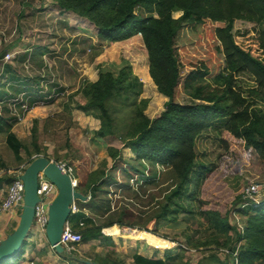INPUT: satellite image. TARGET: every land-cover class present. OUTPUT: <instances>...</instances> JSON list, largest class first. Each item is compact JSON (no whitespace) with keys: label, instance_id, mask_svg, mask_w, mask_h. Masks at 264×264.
Wrapping results in <instances>:
<instances>
[{"label":"rangeland","instance_id":"1","mask_svg":"<svg viewBox=\"0 0 264 264\" xmlns=\"http://www.w3.org/2000/svg\"><path fill=\"white\" fill-rule=\"evenodd\" d=\"M165 1L175 5L180 0ZM256 2L221 0L199 6L253 18L264 42V8L254 7ZM134 12L157 16L154 3L150 10L136 6ZM169 13L177 18L181 11ZM234 62L227 103L237 115L216 120L194 138L193 164L183 180L168 164L136 159L117 135L99 136L98 110L86 106L79 92L82 81H94L98 71L114 75L127 65L128 89L137 92L136 101L148 118L158 116L167 98L148 74L139 32L105 39L90 20L56 0H0V115L17 120L25 158L45 156L72 168L73 187L88 197L75 204L79 210L85 207L100 228L92 237L81 231L76 250L66 256L55 253L44 232L32 224L19 253L0 264H85L80 259L135 264L138 242L144 240L138 232L165 242L156 258L150 257L156 264H232V253L245 242L241 236L247 216L243 209L236 211L237 195L249 183L258 185V199L264 195L263 141L256 132L252 140L243 129L252 114L261 119L252 129L264 128V80L247 64ZM24 96L38 99L35 106L43 107V116L21 120ZM126 114V107L115 113L117 132L127 129ZM108 147L115 156L108 155ZM19 212L10 214L13 221L1 238L15 227ZM76 220L72 215L69 225ZM107 221L117 225L114 242L101 227ZM250 264L264 263L252 259Z\"/></svg>","mask_w":264,"mask_h":264},{"label":"trees","instance_id":"2","mask_svg":"<svg viewBox=\"0 0 264 264\" xmlns=\"http://www.w3.org/2000/svg\"><path fill=\"white\" fill-rule=\"evenodd\" d=\"M56 1L62 8L90 20L97 27V34L105 39H122L140 33L148 57V74L156 89L167 98L158 116L148 118L136 101L137 92L128 89L130 69L127 65L121 66L114 75L98 71L94 81H82L79 92L86 106L98 110L99 136L117 135L136 159L168 164L183 180L193 164L194 138L216 120L237 115L227 103L235 71L234 59L250 66L264 80V42L255 20L237 13L220 15L199 6L218 4L221 0H180L175 5L165 0ZM256 1L254 7L264 8L261 1ZM153 3L157 8L156 17L134 12L136 6L150 10ZM170 9L181 13L172 18ZM23 98L20 103L25 102L27 109L38 103L36 98ZM123 107L127 109L128 126L125 131L117 132L114 115ZM256 117L252 114L249 126L243 129L251 133L252 140L256 132L264 148V128L252 129V125L261 120ZM14 121V117L0 115V133H5V144L17 158L23 147L7 132ZM253 145L258 147L260 143L255 141ZM107 153L110 157L116 154L111 147L107 148ZM29 161L28 156L27 163ZM11 179L6 177V182ZM236 201L239 203L236 211L243 209L245 216L247 214L241 236L245 242L235 252L237 264H250L252 259L264 263V198L258 203H244L237 195ZM72 215L77 219L72 228L82 231L84 237H92L100 231L88 213L81 209L71 213L68 222ZM114 223H103L104 233L117 228ZM150 259L136 255L134 263H157ZM5 262L8 260L0 261Z\"/></svg>","mask_w":264,"mask_h":264},{"label":"water","instance_id":"3","mask_svg":"<svg viewBox=\"0 0 264 264\" xmlns=\"http://www.w3.org/2000/svg\"><path fill=\"white\" fill-rule=\"evenodd\" d=\"M41 172L56 187V193L47 205V222L44 236L47 244L57 254L63 253L59 244L62 225L69 215V204L74 201H85L86 196L71 184L69 176L62 172L55 162L45 156H35L25 165L19 179L23 184V198L15 227L0 239V261L11 260L21 249L25 236L31 225L33 205L37 201L35 194L36 174ZM85 264H97L88 259H80Z\"/></svg>","mask_w":264,"mask_h":264},{"label":"built area","instance_id":"4","mask_svg":"<svg viewBox=\"0 0 264 264\" xmlns=\"http://www.w3.org/2000/svg\"><path fill=\"white\" fill-rule=\"evenodd\" d=\"M8 55H5V58ZM19 107L22 111L27 109L25 103H20ZM19 119V117H17ZM57 167L64 173H66L70 180L71 184L73 185L72 180V168L64 163L55 162ZM25 166L20 165L16 168V172L11 179V181L6 185L3 197L0 199V215L4 213H14L17 208L22 205V198H23V184L22 181L19 179V174H21L22 169ZM21 168V170H20ZM258 185L255 183H249L243 193L240 194L241 200L244 203L252 202L258 203L262 199H258L256 196L258 194ZM56 193L55 185L48 180L40 171L36 174V188L35 194L37 196V201L33 205V213H32V220L31 225L34 224L37 229L44 232V227L47 222V205L53 198ZM88 197L86 196V199ZM79 209L75 204V200L69 204V214L77 212ZM85 214L87 213L84 208L81 209ZM68 219V218H67ZM30 225V226H31ZM79 226H82V223H78ZM81 240V234L77 230L73 229L70 225L68 220L64 222L62 225V230L60 233L59 244L63 248V253L66 256H71L72 252L75 251V245ZM227 252V250H225ZM233 261L232 264H237V260L235 258V252L232 253Z\"/></svg>","mask_w":264,"mask_h":264},{"label":"crops","instance_id":"5","mask_svg":"<svg viewBox=\"0 0 264 264\" xmlns=\"http://www.w3.org/2000/svg\"><path fill=\"white\" fill-rule=\"evenodd\" d=\"M42 110H43V107L32 106L24 111L25 113L23 114L21 120L23 119L22 121H24V120L30 119L31 117L37 118V116H43ZM16 125H17V120L14 121V123L9 127L7 132H11L13 136L15 137V139L19 140V137L21 136L20 133L22 131L17 130ZM21 150H19V152L17 153V158H15L12 151L5 144V133H2V132L0 133V199L3 197L5 187L9 183V182H6V177L13 178L16 172V168H18L21 164H23L24 166L27 164L28 157L25 158L26 155H22ZM33 157L29 156L30 159ZM90 217L93 219L91 215ZM12 221H13L12 215H10L9 213L7 214L4 213L0 215V239L2 237L1 233L8 226H11ZM93 223L95 224L94 219H93ZM116 232H117V228H114L105 233L111 235L112 242H114L115 238L117 237L115 234ZM146 234L145 233L143 235L136 234L137 237H143L144 239V240L141 239V241L138 242L139 246L137 248L136 254L142 257H145V258H150L151 256H153V258H156L155 251L161 248L163 246L162 243H165V242H163L160 239L159 243H152L150 239L146 236ZM92 240L95 243V241H97V238H92ZM116 250H119V249H116ZM94 252H96V249H94Z\"/></svg>","mask_w":264,"mask_h":264},{"label":"bare ground","instance_id":"6","mask_svg":"<svg viewBox=\"0 0 264 264\" xmlns=\"http://www.w3.org/2000/svg\"><path fill=\"white\" fill-rule=\"evenodd\" d=\"M29 230H30V228H29ZM29 230H28V232H29ZM148 238L154 243H159L160 242V240L155 238L152 234H150Z\"/></svg>","mask_w":264,"mask_h":264}]
</instances>
